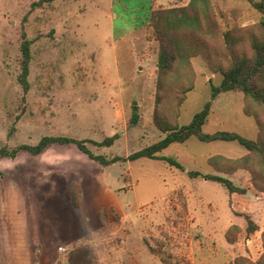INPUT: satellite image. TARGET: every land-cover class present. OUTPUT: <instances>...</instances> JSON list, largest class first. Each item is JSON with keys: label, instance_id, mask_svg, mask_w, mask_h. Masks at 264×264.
Instances as JSON below:
<instances>
[{"label": "rangeland", "instance_id": "obj_1", "mask_svg": "<svg viewBox=\"0 0 264 264\" xmlns=\"http://www.w3.org/2000/svg\"><path fill=\"white\" fill-rule=\"evenodd\" d=\"M250 1L261 0H49L36 9L38 0H0V148L34 146L46 136L101 142L117 134L111 147L87 146L95 156L128 157L164 137L156 113L173 119L178 112L179 124L188 125L222 76L182 40L176 73L160 84L150 10L195 14L196 22L183 18L179 26L218 49L220 34L261 20ZM23 33L32 42L26 95L18 81ZM182 85L193 89L178 108ZM255 115L264 117L242 93L219 94L203 132L264 140ZM159 156L227 178L245 194L230 195L162 161L103 168L72 144L38 156L20 152L0 159V264H258L263 160L236 143L196 138ZM73 182L83 188L78 209L69 200Z\"/></svg>", "mask_w": 264, "mask_h": 264}, {"label": "trees", "instance_id": "obj_2", "mask_svg": "<svg viewBox=\"0 0 264 264\" xmlns=\"http://www.w3.org/2000/svg\"><path fill=\"white\" fill-rule=\"evenodd\" d=\"M47 2H49V0H38L37 3L32 5V9L42 8L43 4ZM250 2L252 3L253 8L261 14V20L255 25L238 30H228L220 34L221 38L218 49L206 46L204 38L201 37L198 32L179 26L181 22L185 25L183 18L188 19V21L190 19L191 22H196L197 17L195 14L185 12V9L180 8L151 9L148 16L147 27L150 29L152 41L158 44L156 68L159 72L160 84L164 79L176 73L180 52L178 45L182 40L188 41L191 49H197L196 47H199L210 67L213 68L215 73L222 76L220 85L217 87H211L212 93L210 101L204 105L201 111L193 116L188 125L182 126L179 124L178 112L173 119H169L165 116H158L156 113L154 118L155 126L164 137L158 142L132 153L128 157L115 156L107 158L104 156H95L90 152L87 146L90 144L99 148L111 147L119 138L116 134L112 137L104 138L101 142L93 140H76L68 137L46 136L41 138L34 146L24 144L15 148H10L8 145H5L0 148V159L15 160L20 152H26L32 156H38L52 146H67L72 144L86 154L90 160L98 163L103 168L117 163H133L147 159L162 161L169 163L171 166H175L182 170L183 173H187L191 179L200 177L218 183L223 186L230 195L245 194V190L236 187L234 183L227 178L206 175L198 171H187L176 160L160 157L159 154L174 144H184L190 138H196L199 142L205 144L216 142L236 143L247 150L250 154L258 155L264 162V140H250L235 132L217 131L213 134H206L203 132V127L206 124L210 113L211 101L219 94L228 92L242 93L246 100L254 102L264 114V0H261L259 3ZM22 38L23 42L20 48L21 73L18 81L22 87L23 94L26 95L30 88L28 76L31 60L30 46L32 42L26 39L25 33L22 34ZM192 89V85H182L178 87V108L181 107L187 93ZM136 109L137 107H133L134 111ZM132 117L131 123L135 125L138 120L135 112ZM254 117L260 130L264 131V117L259 115H255ZM80 186L79 183L73 182L69 187V200L76 209L80 208L83 203V192L82 187ZM259 190L264 192V188H260ZM245 218L248 232H254L256 226L248 216ZM101 224L103 223L101 222ZM262 238L264 247V232ZM228 242L231 244L233 243V240L230 239L229 236ZM245 261L246 260L240 258L235 260L234 264H242L241 262ZM258 264H264V254Z\"/></svg>", "mask_w": 264, "mask_h": 264}, {"label": "crops", "instance_id": "obj_3", "mask_svg": "<svg viewBox=\"0 0 264 264\" xmlns=\"http://www.w3.org/2000/svg\"><path fill=\"white\" fill-rule=\"evenodd\" d=\"M154 4V2H152V5ZM151 11V10H150ZM231 181V180H230ZM82 192H83V188H82ZM83 199H84V197H83ZM83 204V203H82ZM82 206V205H81ZM100 211V210H99ZM98 214H100V213H98Z\"/></svg>", "mask_w": 264, "mask_h": 264}, {"label": "water", "instance_id": "obj_4", "mask_svg": "<svg viewBox=\"0 0 264 264\" xmlns=\"http://www.w3.org/2000/svg\"><path fill=\"white\" fill-rule=\"evenodd\" d=\"M133 106H136V102L133 103Z\"/></svg>", "mask_w": 264, "mask_h": 264}]
</instances>
